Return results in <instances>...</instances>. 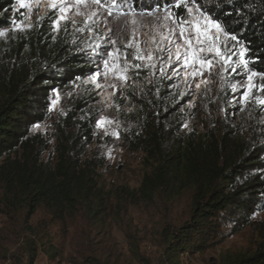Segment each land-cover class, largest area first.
I'll use <instances>...</instances> for the list:
<instances>
[{
	"label": "rangeland",
	"instance_id": "1",
	"mask_svg": "<svg viewBox=\"0 0 264 264\" xmlns=\"http://www.w3.org/2000/svg\"><path fill=\"white\" fill-rule=\"evenodd\" d=\"M52 2L58 5L55 9L50 8ZM65 6V19L57 26L60 9ZM12 13L14 23L0 31L4 33L0 35V58L5 54L10 29L35 27L47 17L52 20L54 33L62 30L73 35L74 41L85 43L84 51L96 61L90 75L52 91L46 120L33 125L31 132L41 141L33 156L54 161L63 117L83 113L76 108L80 99L85 110L95 112L94 142L88 152L103 163L99 170L103 200L94 218L79 215L66 223H55L42 208L28 218L20 202L14 203V198L6 194L0 179V264H28L32 253L36 254L34 264H224L230 254L256 247L257 232L252 226L240 230V224L232 219L235 216L222 217L217 231H212L204 243L203 236L195 230L182 237L180 229L192 221L189 193L173 198L160 194L144 201L139 187L153 165L143 150L130 149L124 139L142 126L139 115L143 102H152L146 98L157 95L154 91L159 83L176 95V110L182 117L180 131H219L224 121L246 138L256 133L264 139V104L259 103L264 100V91L259 90L264 78L256 72L252 81L255 87L245 99L248 70L238 66L239 53L246 48L241 40H232L233 36L225 35L223 29L219 40L229 46L232 62L225 65L216 59L210 74L205 71L203 77L193 79L191 65L185 66L183 58L176 60L177 37L169 32L171 22L167 19L168 13L187 17L184 8L178 13L173 6L139 10L124 0H100L99 4L92 0H15ZM129 43L132 47H126ZM137 48L140 54L152 52L154 59L133 61ZM162 48L173 53L171 59L167 51H160ZM115 50H119V57ZM180 51L183 53L184 48ZM109 52L112 56L106 55ZM105 59L114 66L107 71ZM135 63L141 67H133ZM122 66L127 67L126 73ZM98 72L105 75L96 77ZM122 75L127 80L117 78ZM101 120L103 126H98ZM69 123L68 119L63 121V128ZM122 185L136 191L132 200L121 197ZM248 217L252 222L264 221V209ZM166 232L171 236L169 241ZM179 236L183 238L180 244L176 242Z\"/></svg>",
	"mask_w": 264,
	"mask_h": 264
},
{
	"label": "trees",
	"instance_id": "2",
	"mask_svg": "<svg viewBox=\"0 0 264 264\" xmlns=\"http://www.w3.org/2000/svg\"><path fill=\"white\" fill-rule=\"evenodd\" d=\"M124 1L139 10L173 6L176 12L183 11L174 7L176 0ZM14 2L0 0V31L14 23ZM198 3L227 34L245 44L249 68L264 74V0ZM51 22L46 17L35 27L10 29L6 36L0 58V179L6 194L14 203L20 202L28 218L42 208L52 222L66 223L79 215L94 218L102 205L99 170L103 163L88 152L94 142L95 112L85 110L80 99L76 108L83 113H72L65 128L63 117L54 161L33 156L41 141L31 127L46 120L52 91L90 75L96 61L84 51L85 43L62 30L54 33ZM156 89V96L146 98L155 103L143 102L142 126L124 137L130 149L143 150L153 165L139 187L141 198L189 193L192 221L180 231L182 237L198 231L203 243L217 231L222 217L235 216L232 219L240 230L252 226L259 240L254 249L227 256L224 264H264V221L252 222L248 217L264 209L263 137L253 133L246 138L224 121L219 131H180L176 95L163 83ZM135 192L121 187V197L132 200ZM182 237L177 238L178 244ZM35 257L32 253L28 264H34Z\"/></svg>",
	"mask_w": 264,
	"mask_h": 264
},
{
	"label": "snow or ice",
	"instance_id": "3",
	"mask_svg": "<svg viewBox=\"0 0 264 264\" xmlns=\"http://www.w3.org/2000/svg\"><path fill=\"white\" fill-rule=\"evenodd\" d=\"M63 3L64 0H61ZM78 3H83L84 0H77ZM93 3L99 4L100 0H92ZM193 5V6H190ZM28 5L21 4V7H27ZM57 3H50V8L55 9L57 7ZM176 8L183 7L187 13V17L176 16L173 13H168L167 19L170 20L169 24V32L172 35L177 37L175 42V57L176 60L179 61L183 58L185 66L191 65L193 71L191 76L195 79L197 76L203 77L205 75V71L209 74L211 73V69L215 66L214 61L219 59L224 62V64H228L232 62V56L229 53V46L227 43L221 44L219 40V34L224 30L220 23L214 19H212L209 15L204 13L201 9V6L198 3V0H176L174 5ZM61 16L56 21L57 26H59L60 20L65 19L63 13L66 11V6L60 9ZM199 13V16H194L193 13ZM4 33L0 32V35ZM227 35V33H225ZM168 40L167 37L164 38ZM232 40H236V37H231ZM114 43V42H113ZM168 43L171 44L172 41L168 40ZM126 47H132V44L129 43ZM184 48V52L181 53L180 49ZM117 57L120 56L119 50H115ZM160 51H167L168 58L171 59L173 53L167 48H162ZM248 49L244 48L239 53V65L243 66L244 69L248 70L247 75V89L244 93V98L247 99L249 93L255 85L252 83L253 77L257 76L255 71H252L248 68L249 59L246 58V53ZM108 56H112V53H106ZM123 59L125 64H128L127 54L123 55ZM154 59V55L152 52H148L147 54H140L139 48H137V54H134L132 57L133 61H152ZM104 69L107 71L110 69L109 61L107 59L103 62ZM133 67L139 69L141 67L140 63H135L132 65ZM197 66H199L197 68ZM122 71L124 73L127 72V67L122 66ZM233 72H236V69H232ZM105 75V73H96V77H100ZM94 77V79L96 78ZM261 77L264 78V74H261ZM118 79L127 80L126 75L118 76ZM200 85L197 84L198 88ZM233 90H235V85L233 86ZM260 91H264V84H261L259 87ZM259 103L264 104V100H260ZM104 121L101 120L98 122V126H103Z\"/></svg>",
	"mask_w": 264,
	"mask_h": 264
},
{
	"label": "built area",
	"instance_id": "4",
	"mask_svg": "<svg viewBox=\"0 0 264 264\" xmlns=\"http://www.w3.org/2000/svg\"><path fill=\"white\" fill-rule=\"evenodd\" d=\"M176 3V2H175ZM175 3H174V5H175Z\"/></svg>",
	"mask_w": 264,
	"mask_h": 264
}]
</instances>
